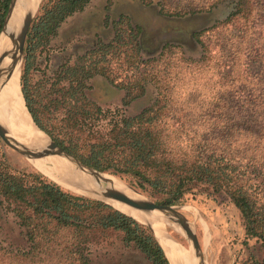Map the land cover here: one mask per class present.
<instances>
[{
	"label": "trees",
	"instance_id": "16d2710c",
	"mask_svg": "<svg viewBox=\"0 0 264 264\" xmlns=\"http://www.w3.org/2000/svg\"><path fill=\"white\" fill-rule=\"evenodd\" d=\"M10 2L0 0V32ZM178 2L182 6L176 11L179 16L228 4L231 10L226 20L194 33V40L205 47L201 39L205 32L232 25L239 37L249 32L258 36L254 44L252 40L247 43L248 67L254 62L263 64L264 48L255 43L264 37V0ZM90 3L44 0L32 22L21 84L34 122L85 165L160 195L157 204L180 205L200 184L227 196L242 214L246 236L260 242L264 251V99L224 97L235 80L228 67L233 71L238 47L233 45L236 52L231 61L222 64L225 70L217 97L206 107H193L190 96V105L184 108L173 101L176 86L167 72L172 65L168 55L176 47L167 44L159 58L145 59L142 29L128 16L111 22L107 16L106 24L113 30L109 41L98 39L73 63L60 66L47 92L32 85L29 73L37 54L49 47L69 17ZM98 76L125 93L121 108L105 110L87 96L92 88L89 82ZM255 78L263 82L259 92L264 96V69ZM150 84L157 90L154 101L139 113L127 115L125 109L145 97ZM236 88L237 93L246 92L240 85ZM0 197L11 208L27 243L25 249L0 250V264H93L89 246L100 234L115 235L125 249L139 253L150 264H171L148 226L109 204L63 189L33 168L15 170L1 151ZM251 264H264V254Z\"/></svg>",
	"mask_w": 264,
	"mask_h": 264
},
{
	"label": "rangeland",
	"instance_id": "374dc122",
	"mask_svg": "<svg viewBox=\"0 0 264 264\" xmlns=\"http://www.w3.org/2000/svg\"><path fill=\"white\" fill-rule=\"evenodd\" d=\"M178 1L185 4V0H91V3L82 12L69 17L59 29L58 35L51 40L49 47L37 54L34 69L29 73L30 82L47 92L52 81L50 79L60 66L73 63L77 56L95 46L98 39L109 41L113 37L111 25L106 24L107 16L110 17L111 22L120 15H125L142 29V53L145 59L159 58L163 46L167 44L176 47L173 50L174 53L168 55L172 60V65H169L167 72L171 85L176 86L173 101L180 103V106H184V108L189 106L187 100H190V96H193L190 103L195 102L193 107H197L199 104L206 107L210 101L217 97L218 93L216 92L220 89L219 82L223 76L221 74L225 70L222 64L231 61L232 57L230 56L236 52V50L234 52L236 47L238 48L234 56L236 63L233 71L228 67L230 77H234L235 80L229 84L226 91L230 90L224 95L225 99L230 98L233 101L240 100V97L243 100L246 98L264 99V96H260L259 92L263 89V82L257 81L255 78L264 69V55L262 65L256 62L251 63L250 67L247 65L248 40H252V44H254L258 36H253L249 32L246 37H239L240 35L233 30L232 25L223 24L218 29L203 34L201 39L204 47L194 40V33L208 30L218 21L224 22L231 10L229 5L224 3L210 12L203 11L179 16L176 11H180L182 6ZM193 1L199 4V0ZM255 44L263 49L264 37L256 41ZM204 57H206L205 60ZM24 60L25 52L21 77L24 71ZM164 64L161 62V65ZM232 83L234 85L231 88ZM89 84L92 88L86 91L87 96L105 110L114 111L122 107L125 93L113 87L105 78L95 77ZM235 85L244 87L246 92L237 93L239 88L234 89ZM197 91L199 92L192 93ZM231 91L233 92L230 93ZM156 96V87L153 84L148 85L146 96L125 109L126 114L131 116L139 113L149 106ZM0 151L5 154L8 163L15 170L33 168L41 172L24 155L7 146L1 137ZM41 173L43 174V172ZM109 174L120 178L152 202L157 203L161 198L160 195L151 191L144 192L137 189L129 181L115 174ZM172 206H176L186 217L198 236L205 255L204 259H209L212 264H251L252 259L263 257L264 251L261 243L246 236L242 214L227 196L216 195L206 185L200 184L186 194L183 203ZM17 221L8 203L0 197L1 251L27 248L23 229ZM202 221L208 225L211 235L208 248H205L206 232ZM152 232L154 233L153 230ZM167 233L187 250H194L191 248L185 232H180L172 226L167 229ZM89 253L93 264H150L139 253L125 249L120 239L113 234L96 235L89 246Z\"/></svg>",
	"mask_w": 264,
	"mask_h": 264
},
{
	"label": "bare ground",
	"instance_id": "6f19581e",
	"mask_svg": "<svg viewBox=\"0 0 264 264\" xmlns=\"http://www.w3.org/2000/svg\"><path fill=\"white\" fill-rule=\"evenodd\" d=\"M40 1L13 0L6 22V30L5 32L2 31L0 35V56L3 59L0 65V123L9 136L31 148H36L38 144L44 148L50 140L35 125L25 105L20 83L22 63L19 54L16 58H13V55L19 44L26 16L29 13H31L29 15L36 13ZM24 156L33 162L41 172L59 184L88 196L97 197L92 193L93 189L108 188V190L125 193L132 198L141 199L143 197V195L132 190L123 180L121 181L120 178L105 173H87L80 170L75 164L76 162L65 156L47 155L43 151L25 153ZM112 204L137 220L151 224L171 264H212L209 259H204L202 263L194 250H187L168 235L167 229L172 226L180 232L184 231L164 212L138 210L119 202H112ZM202 225L206 232L205 248H208L211 235L208 225L204 221H202Z\"/></svg>",
	"mask_w": 264,
	"mask_h": 264
},
{
	"label": "water",
	"instance_id": "95a60500",
	"mask_svg": "<svg viewBox=\"0 0 264 264\" xmlns=\"http://www.w3.org/2000/svg\"><path fill=\"white\" fill-rule=\"evenodd\" d=\"M42 2H43V0L40 1L36 13L35 14L33 13L32 15H29V14H31V13H29L26 16V19L24 21L23 30H22V33L20 35L19 44H18L17 50L15 51V53L13 55V58H16L18 56V54H19L21 63H22L23 58H24V50H25L26 40H27V36H28L29 30H30V27L32 25V22H33V20H34V18L36 16L37 12L40 9V6H41ZM12 4H13V0H11V2H10L9 10H8L7 16H6L5 20H4V24H3V28H2L3 32H5V30H6V22L8 20ZM2 31H1V33H2ZM1 33H0V35H1ZM2 61H3V59L0 56V65H1ZM35 125L41 131H43L36 123H35ZM43 132L46 133L45 131H43ZM0 137L5 142V144L7 146H9L13 150L21 153L22 155H24L25 153L43 151L47 155H60V156H65L67 158H70L74 162H76L75 164L77 165V167L80 170L85 171L87 173L88 172L94 173V174L95 173H105V174L111 175L109 173L102 172V171L96 170V169H94L92 167H89V166L85 165L82 161H80L79 159H77L76 157L71 155L64 148L60 147L49 135H48V137H49L50 142H49V144L46 147L42 148L41 145L38 144V145H36V148H31V147H29V146H27V145H25L23 143L18 142L13 137L9 136V134L4 130V127L0 123ZM45 176H47V175H45ZM112 176H114V175H112ZM47 177L50 178L53 182H55L59 186L65 188V189H67V190H69L71 192H74V193H76V194H78L80 196H85V197L97 199L99 201L105 202V203L110 204L112 206H114L112 204V202H119L121 204H126V205H128V206H130V207H132L134 209H138V210H146V211L158 210V211L164 212L168 217H170V220H172L173 222L177 223L183 229L187 239L190 242L191 248L194 249L196 256L198 258H200L201 262L203 263V261H204V253H203L202 247L200 245L198 236L195 233V231L192 228V226L190 225V223L188 222V220L186 219V217L180 212V210L176 206L157 204V203L152 202L151 200H149L144 195H143V197L141 199L132 198V197H129L128 195H126L125 193L118 192L116 190H110V189L108 190V188H106V189L98 188L96 190L93 189L94 191H92V193L94 195H97V197H94V196L91 197V196H88L85 193H82L80 191H76V190L64 187L61 184H59L58 182H56L55 180H53L51 177H49V176H47ZM114 177H116V176H114ZM128 186L132 190L136 191L130 185H128ZM80 189H82V188H80ZM139 194H141V193H139ZM117 210H119V209H117ZM119 211H121V210H119ZM121 212H123V211H121ZM123 213H125V212H123ZM125 214H127V213H125ZM127 215H129V214H127ZM129 216H131V215H129ZM131 217H133V216H131ZM133 218L136 219L135 217H133ZM137 221L142 223V224H144V225H146V226H148L149 228H151L154 231V229L151 226V224L143 222V221H139V220H137ZM155 237L157 238L156 235H155ZM158 242L160 243L159 240H158Z\"/></svg>",
	"mask_w": 264,
	"mask_h": 264
}]
</instances>
